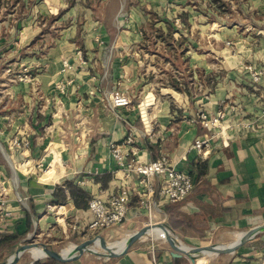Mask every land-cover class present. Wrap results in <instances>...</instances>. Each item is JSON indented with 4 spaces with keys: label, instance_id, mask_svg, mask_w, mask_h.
Listing matches in <instances>:
<instances>
[{
    "label": "crops",
    "instance_id": "obj_1",
    "mask_svg": "<svg viewBox=\"0 0 264 264\" xmlns=\"http://www.w3.org/2000/svg\"><path fill=\"white\" fill-rule=\"evenodd\" d=\"M63 1L66 2L59 0L58 3ZM93 1L100 0H80L72 9L58 11L66 14L70 25L65 39L50 46L49 58L35 76L14 86V92L9 91L24 113L17 115L12 129L5 126L10 110L0 115V126H4L0 130V177L8 184L4 196L13 211L11 216L0 219L3 227L0 234L20 235L16 242L0 243V262L12 259L36 235L56 234L58 224L60 231L68 229L66 224L70 221H74V232L78 231L79 235L73 234V242L80 244L93 239L89 233L84 237L81 234V229L85 230L93 218L88 207H78L68 196L63 202L67 206L51 215L47 204L54 201L57 186L67 180L86 190L91 198L108 199L124 178L123 169L113 157L112 145L132 133L135 143L131 150L137 156L150 161L160 155H172L180 161L179 168L195 177V190L177 202L164 201L156 194L151 212L139 205V195L134 192L124 222L102 232L107 231L108 237L120 238L111 244L119 249L137 231L147 227L146 233L126 251L124 247L118 256L112 257L109 252L75 253L77 256L70 264H264V230L243 241L248 231L264 225V74L259 82H254L247 69L253 66L264 70V0H207L210 5L235 4L245 22L241 29L233 27L224 31L215 27L201 46L196 42L199 17L189 9L179 10L187 13L189 22L182 31L188 37V50L182 56L172 55V49H168L157 32L149 31L148 24L155 18V29L161 28L167 33L168 16L158 13V17L146 20L136 14L129 30L122 23L118 25L109 61L115 62V58L121 61L123 57L118 55L126 57L128 51H132V56L112 73L106 62L98 59L107 40L106 30L101 31L102 44L97 41L96 45L89 46L84 41L82 15ZM148 1L152 2L117 0L121 7L116 19L123 17L125 5L129 9L132 4ZM145 32L152 35V40H144ZM78 34L83 37L79 46L70 40ZM126 36L132 37V41H127ZM173 36L178 38L180 33L176 31ZM142 42L150 48H142ZM156 51L166 60L158 59ZM192 51L203 53L210 69L192 60ZM65 60L69 67L64 65ZM161 64L170 76L158 79L156 68ZM23 66L25 70L31 67L24 63ZM181 74H190V84L199 83L202 92L194 96L193 92L179 91L168 84L171 76ZM116 90L131 95L132 104L116 106L113 103ZM140 103L155 128L151 137L142 134ZM222 108L227 111L230 122L253 120V127L239 129L228 143L220 136L215 137L205 158H201L191 145L212 130L199 121L198 114L203 110L215 113ZM29 132L32 134L26 144L20 140L24 148L16 147L14 138L17 142L22 134ZM43 161H48V170L38 175L27 173L34 164ZM80 180L84 183L79 184ZM161 225L189 248L228 247L243 242L232 252L174 256L169 242L157 235H167ZM152 243L156 245L155 258L150 251ZM99 244L97 240L96 245ZM75 247L71 244L63 252L56 251L72 255ZM43 249L22 250L16 264H59L41 259L46 255Z\"/></svg>",
    "mask_w": 264,
    "mask_h": 264
},
{
    "label": "rangeland",
    "instance_id": "obj_2",
    "mask_svg": "<svg viewBox=\"0 0 264 264\" xmlns=\"http://www.w3.org/2000/svg\"><path fill=\"white\" fill-rule=\"evenodd\" d=\"M58 2L59 0L56 5L55 0H0V115L5 114V111L10 110L9 118L5 122V126L8 129L13 128L17 115L24 113L20 108V104L17 103L14 98H11L9 91L14 92V86H17L23 80H29L32 76H35L37 69L42 68L43 63L49 58L48 50L50 46L58 45L60 40L65 39V33L70 28V25L65 17L66 14L61 15L58 11H60L61 8L64 10H70L75 7L80 0H66V2L63 1L61 4ZM88 6V10L84 8V13L82 15L84 41H87L89 46L96 45L97 41L102 44L101 31L104 29L106 30L107 40L103 42V52L98 59L99 61L103 60L106 62L107 69H110V73L117 70L118 66H123L122 63L132 56V51H128L126 57L118 55V57H123L121 61L116 58L115 62L113 59L112 61H109V56L112 53L110 47L117 38L116 35L119 31L118 25L122 23L125 25L124 29L129 30L132 27V18L136 14L142 15L148 20V18L158 17V13H160L164 16H168L169 21L174 20L176 24H180L181 20L178 18L180 13L179 10H182L183 8L189 9L199 17V20H197L199 35H196L198 36L196 42L200 46L208 38L210 32L213 31L212 29L215 27L217 30L218 27H220V30L223 29L224 31H229L233 27L241 29L245 22L241 19V9L235 4L216 3L215 5H210L207 0H194V2L191 1L188 3L185 0H152V2L148 1L146 3L141 2L135 5L132 4L129 9L127 8L128 5H125V8L122 11L123 17L120 19L121 22H119V19H116V15L121 7V4L117 2V0L93 1V4ZM153 20L154 21L148 24V28H151L149 31H153L154 33L156 32V29L155 27H152L151 24L156 23V20L155 18H153ZM165 22H167V20ZM72 38L73 37L70 39L71 42L73 41L72 43H75L78 46L83 42V37L79 34L73 39ZM126 40L132 41V37L126 36ZM156 40H158V38H156ZM165 44L167 43L165 42ZM220 45L222 48L224 47V44ZM96 47L98 48V46ZM122 47L121 49H123ZM156 53L160 56L158 59L166 60L160 51H156ZM190 55V58L192 60H197L201 67L204 65L207 67L206 69H210L203 53L192 51ZM117 60H119V62ZM23 63L30 65L31 67L28 70H25ZM161 65H156V75L158 79L161 78V76H170V74H168V69ZM181 67L183 66L181 65ZM108 82L109 81L105 84L106 87L109 86ZM190 85L191 86L188 88L189 91H186L187 93L193 92L194 96H196L202 92V86L199 83ZM1 128L4 129V126H0V130H2ZM31 134V132H29V134H22L17 142L16 138H14L13 141L15 142V146L18 148H24L22 146H25L24 143L26 144V141L30 139ZM22 139L24 140V143L18 144ZM1 157L2 153L0 150V159ZM33 167L34 168L27 173H29V175H38L48 170L49 163L48 161H43L38 165L34 164ZM8 170L10 174L11 168ZM0 179L4 180V177L1 175ZM3 210L4 207L3 209H0V219L3 218ZM57 210L58 209L47 212L54 215V212ZM66 225H68V229H62V231H60L61 226L58 224L56 227V234L48 235L47 233H44L41 236L36 235L25 243L36 242L37 247L39 248L45 246L63 252V250L71 244L78 245V243L72 241L74 240L73 234L78 235V231L74 232L75 228L73 229L74 221H70L69 224ZM85 230H87V228ZM85 230L81 229L83 237L84 234L89 233V236H93V239L97 237V240L99 239L100 242L105 241L108 245L120 241V238L108 237L106 235L107 231H97L92 233ZM99 233L104 236L101 237V235H98ZM241 235L242 234L240 233L238 237ZM126 236L128 237L129 235ZM164 240H166V237H164ZM113 249L122 250L119 249V247H114ZM85 252L97 254L108 251H106L102 245L97 246L95 242ZM41 259H50V257L46 253Z\"/></svg>",
    "mask_w": 264,
    "mask_h": 264
},
{
    "label": "built area",
    "instance_id": "obj_3",
    "mask_svg": "<svg viewBox=\"0 0 264 264\" xmlns=\"http://www.w3.org/2000/svg\"><path fill=\"white\" fill-rule=\"evenodd\" d=\"M64 65L70 66L67 60L64 61ZM247 69L250 71L254 82L261 80L264 70L253 66H248ZM132 101L131 95L124 94L119 90L115 91L113 103L116 106H128L132 104ZM139 108L144 123L142 134L145 137H151L155 132V128L147 119V110L144 105L140 103ZM198 119L205 127L212 130V132L196 138L191 145V149L201 158H205L215 137L220 136L226 140L224 143H228L227 141L231 140L234 133L239 129L253 127V120L230 122L227 118V111L223 108L215 113L203 110L198 114ZM134 143L135 135L132 133L122 142L113 143L112 154L116 163L123 169L124 178L121 179L122 181L116 192L108 199L99 196L90 199L88 210L93 214V218L88 222L86 231L95 233L123 223L128 216L130 201L134 192L139 195V205L147 208L149 212L154 208L156 194H159V197L164 201L177 202L185 199L193 192L196 184L195 177L189 171L178 167L180 162L178 159L170 154H164L156 159L144 161L137 156L136 152L131 150ZM18 144L21 143L18 142ZM78 183L83 184L84 181L80 180ZM6 186L5 182L0 179V209L4 207L3 218L9 217L13 213L7 206L8 202L4 196L7 191ZM66 206V203L54 204L50 202L47 204V210H60ZM2 229L3 227L0 225V232ZM95 240L97 241V237ZM176 242L179 245L183 244L180 239ZM150 251L155 258V243H152Z\"/></svg>",
    "mask_w": 264,
    "mask_h": 264
},
{
    "label": "trees",
    "instance_id": "obj_4",
    "mask_svg": "<svg viewBox=\"0 0 264 264\" xmlns=\"http://www.w3.org/2000/svg\"><path fill=\"white\" fill-rule=\"evenodd\" d=\"M178 17L181 19L182 25H178L175 23V21H169L167 20L168 24V32L165 33L163 29L157 28V36L161 37L164 42H166L168 45V49H172V55L174 56H182L185 55L188 47L186 45V42L188 41V37L183 35L182 31L183 28L189 26V22L187 19V13L186 12H180ZM176 24V25H175ZM154 24H151L152 27ZM178 31L180 33V37L176 38L173 36L174 32ZM144 40H152V35L148 34L147 32L144 33ZM142 48L149 49L150 46L146 42L141 43ZM181 47V49H180ZM190 74H184L182 76H171L168 84L174 87L176 90L179 91H189L188 88L190 86ZM149 78V77H148ZM196 187V184H195ZM194 187V190H195ZM193 190V191H194ZM193 193V192H192ZM71 196L78 207L80 208H87L89 205V201L91 199L89 193L75 184L72 181L67 180L63 185H58L55 191V199L52 203L57 204V203H63L67 200V197ZM2 236V237H1ZM0 243L4 244H10L13 242H16L20 239L19 234H0ZM115 257V256H112ZM51 261L54 263H59V264H70V261H59L53 257H50Z\"/></svg>",
    "mask_w": 264,
    "mask_h": 264
},
{
    "label": "water",
    "instance_id": "obj_5",
    "mask_svg": "<svg viewBox=\"0 0 264 264\" xmlns=\"http://www.w3.org/2000/svg\"><path fill=\"white\" fill-rule=\"evenodd\" d=\"M161 226L167 232L166 240L169 242L171 247L174 249V252H173L174 256H182L183 254H191V253H196V252L200 253V252H206V251L216 252V253L232 252V251H235L242 244L244 240L249 239L254 234H256L258 231L264 230V225L257 226L245 234L243 241L237 242L228 247L212 245V246H205V247H190L189 249H184L181 245H179L176 242V240L170 234L169 229L165 225H161ZM148 229L149 228L145 227L137 231L136 233H134L128 240L126 247L123 249V251H126L136 240H138L141 236H143ZM95 241H96L95 239H89L87 241H84L76 245V247L73 250L74 253L72 255H64L61 252H58L56 250H53L47 247H45L44 250L50 257H53L59 261H70L76 258L77 255H75V253L83 254L86 249H88L93 243H95ZM101 245L104 247L106 251L109 252L111 256H118L122 252L120 250L113 249L114 247L111 245H108L105 241L101 242ZM32 247H37V243L31 242V243H26L22 245V247L18 249L17 252L13 255L12 259L6 262H0V264H16L20 256V252L22 250L32 248Z\"/></svg>",
    "mask_w": 264,
    "mask_h": 264
},
{
    "label": "bare ground",
    "instance_id": "obj_6",
    "mask_svg": "<svg viewBox=\"0 0 264 264\" xmlns=\"http://www.w3.org/2000/svg\"><path fill=\"white\" fill-rule=\"evenodd\" d=\"M154 232H155V230H154ZM160 232H161V231H160ZM155 233L157 234V232H155ZM157 235L160 236V237H163V238H164V237H167V235H160V233H158ZM151 237H152V236H151ZM151 237H150V238H151ZM98 240H99V239H98ZM238 240H239V239H238ZM100 245H101V244H99V246H100ZM125 245H126V243H125ZM181 246H182L184 249H189V247H186L184 244H182ZM124 247H125V246H124ZM124 247H123V248H124ZM123 248H122V249H123ZM42 249H43V248H42ZM43 250H44V249H43ZM44 251H45V250H44ZM45 252H46V251H45ZM206 253H210V252H209V251H206Z\"/></svg>",
    "mask_w": 264,
    "mask_h": 264
}]
</instances>
